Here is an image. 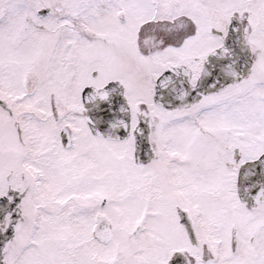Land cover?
<instances>
[{"label":"snow or ice","instance_id":"obj_1","mask_svg":"<svg viewBox=\"0 0 264 264\" xmlns=\"http://www.w3.org/2000/svg\"><path fill=\"white\" fill-rule=\"evenodd\" d=\"M0 264H264V0H0Z\"/></svg>","mask_w":264,"mask_h":264}]
</instances>
